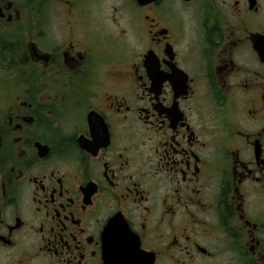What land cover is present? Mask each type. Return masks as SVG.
<instances>
[{"label": "flooded vegetation", "instance_id": "obj_1", "mask_svg": "<svg viewBox=\"0 0 264 264\" xmlns=\"http://www.w3.org/2000/svg\"><path fill=\"white\" fill-rule=\"evenodd\" d=\"M0 264H264V0H0Z\"/></svg>", "mask_w": 264, "mask_h": 264}, {"label": "rangeland", "instance_id": "obj_2", "mask_svg": "<svg viewBox=\"0 0 264 264\" xmlns=\"http://www.w3.org/2000/svg\"><path fill=\"white\" fill-rule=\"evenodd\" d=\"M121 0H111V3H115L116 4V6L119 4V2H120ZM132 6L135 8V6L132 4ZM133 11L134 10H132V14H134L133 13ZM127 30L128 32V35H130L131 34V32H132V30H133V28L132 27H130L129 26V24L127 23V21H125L124 22V20L123 21H121V19L119 18L118 20H117V22H116V24H115V34H116V39H115V47H116V50L118 51V50H120V46H126V45H128L129 43H127L126 41H124V40H122L121 38L119 39V37H121V31L122 30ZM132 37H133V34L131 35V37H130V40H131V42H130V44H132L133 45V43H132Z\"/></svg>", "mask_w": 264, "mask_h": 264}, {"label": "water", "instance_id": "obj_3", "mask_svg": "<svg viewBox=\"0 0 264 264\" xmlns=\"http://www.w3.org/2000/svg\"><path fill=\"white\" fill-rule=\"evenodd\" d=\"M140 5H143V4H146V3H149L151 1H154V0H136Z\"/></svg>", "mask_w": 264, "mask_h": 264}]
</instances>
